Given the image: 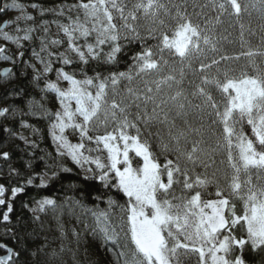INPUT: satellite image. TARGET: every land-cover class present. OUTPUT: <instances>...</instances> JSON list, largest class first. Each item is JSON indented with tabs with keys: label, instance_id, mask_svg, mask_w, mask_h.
Listing matches in <instances>:
<instances>
[{
	"label": "snow or ice",
	"instance_id": "6c2138e0",
	"mask_svg": "<svg viewBox=\"0 0 264 264\" xmlns=\"http://www.w3.org/2000/svg\"><path fill=\"white\" fill-rule=\"evenodd\" d=\"M264 14V0H256L251 7L257 8ZM32 8L38 9L40 14L44 12H54L56 16H64L65 9L72 12L76 9L83 11L84 20L77 15L73 18L67 17V23L59 20H42L39 25H35L34 18L24 11V5L17 0H11L10 4L0 7V13L9 8L19 11L16 21H31L34 26L21 28L16 27L17 33L23 32V36L10 35L4 31L10 21H5L0 26V37L5 41H11L19 48L20 40L32 39V33L41 29L45 34L48 32L49 24L55 23L60 31L67 37V50L55 55L62 65H71L74 61L66 53L71 52L76 55L80 68L69 73L63 67L56 68L57 80L67 82L68 87L61 89L57 82L45 80L43 91L54 93L60 105L53 114L48 109L41 107V115L52 118L50 134L57 147V154L67 155L72 162L85 172L84 179L97 180L104 191L97 190L95 199L99 201L107 196V208L101 209L99 204L93 208H87L81 203L85 213L91 214L95 221V226L91 229L93 236L99 237L105 244L112 242L120 251L117 259L123 258V264H185V258L189 254H198V264H247L244 258L245 246L250 244L253 250L264 247V188L259 190L249 188L244 200L243 214H237L235 205L230 204L228 198L222 196V190L217 185L215 195L218 199L204 201L201 192L195 191L189 197H172L169 199L170 190L175 183H181L179 177H183L182 186L184 190L205 188L213 183L206 175L196 174L194 166L197 163H204L198 153L204 154V150L199 146L200 141H194L191 150L182 146L188 141L190 132L199 134V129L177 130L175 134L169 133L171 144L161 143L164 153L173 152L177 154L176 161L165 160L161 165L153 152L149 140L139 125L144 126L147 131L151 123L159 119L157 109L160 104L155 103L152 95L153 89L147 87L144 93L127 87L126 91L131 100L125 103L123 99L119 102L115 99L117 88L122 81L129 84L136 77L148 75L160 69L162 63L166 64L164 53L181 58L182 61L204 51L202 45H211L215 51L210 37L205 34L198 23H194L185 10L179 4L173 5L175 13L169 12L158 0H137L131 7L127 8L125 0H79L76 4L58 5L56 9H46L40 5L32 4ZM211 7L218 12L219 16L225 13L231 15L228 9L231 8L238 16L242 11V6L238 0H212ZM249 5H244L243 10H247ZM164 8V14L169 16L174 24H167L165 20L159 19V10ZM119 13V19L123 21L122 26L114 22L113 12ZM142 12L144 17H151L155 27L147 29V37H142L134 21L139 19L137 13ZM91 23V27L88 24ZM123 29V34L121 32ZM159 33L157 36L156 34ZM94 34V42H89V37ZM141 40V51L131 57L133 63L128 71H109L107 74L92 68L94 75L89 76L86 66L90 61H95L98 65H116L119 63L118 56L122 52L123 45L119 41L123 39ZM83 38L84 43L77 41ZM145 38H155L159 43L148 47L143 43ZM52 45H59L58 39L51 40ZM104 46H108V51H104ZM6 49L0 47V60L9 61L15 58L5 55ZM41 52L47 53L41 56L33 51V56L42 65L41 69H36L35 65L25 63V67H32L34 80L38 81L42 76L46 77L53 71L52 52L48 51L47 44L41 39ZM251 51L244 53L249 57L255 55ZM23 55V52L20 53ZM158 57V58H157ZM229 57L221 56L220 60H228ZM20 61H16L19 63ZM219 60L212 59L211 63H200L199 71L205 73L214 65H218ZM84 78L77 79L76 72ZM13 75L12 68H4L0 72V77L5 80ZM223 80L219 78V69L216 76L202 75V83L198 86L193 95L203 97L204 103L211 111L209 116H214L212 123L222 125V144L218 147L227 152V159L233 170L231 178V195H237L241 190L239 182L240 173L247 174L249 169H259L264 171V75H248L241 73L240 77H230L229 73H223ZM175 77L167 76L156 83V92L160 91V84L173 81ZM214 85L222 94L221 100L217 101L207 86ZM112 98H109V92ZM183 96L181 91H177L172 96L173 101H178ZM147 105L152 102L154 107L149 114L145 107L141 112L140 101ZM72 102L75 103L73 109ZM165 103L161 101V104ZM135 106L137 112L135 119H131V108ZM180 109L184 104L180 103ZM196 107L200 108L201 105ZM8 108L0 109V116L5 115ZM35 115L36 113H31ZM101 114L103 118L101 119ZM77 117L80 120H77ZM167 121V114H164ZM251 127L254 140L249 138L243 130L244 123ZM110 124H114L111 130H107ZM105 127L103 135H90L95 126ZM28 127L27 124H23ZM175 127V125H173ZM71 129L79 134V142L72 143L65 135L66 130ZM152 133L149 131L148 136ZM24 139L23 136L20 137ZM96 145L93 149L85 142ZM102 146V147H101ZM93 152H106V163L100 155H92ZM142 161L139 166H133V157ZM4 159L9 158V153H2ZM181 157L193 165L192 169L181 168L179 161ZM95 166V168L92 167ZM207 167V164L204 165ZM61 171L70 172L71 169L61 166ZM14 171V170H12ZM18 174V173H17ZM166 174L167 181L162 178ZM56 173H53V177ZM27 183L33 184V177H29ZM47 182L40 176V185L46 187ZM112 189L117 194L127 197L125 204H119L110 195ZM6 189L0 185V206L6 204L3 198ZM24 191V188L13 187L11 189L12 199ZM163 197V198H161ZM178 201V202H174ZM38 208L32 211H45L46 206L55 207V201L45 197L36 201ZM27 207V205H25ZM119 208L121 212V225L119 231L111 222V211ZM13 204L7 203V210L2 214L4 223L10 222V214L13 212ZM126 217V219H125ZM19 219V218H18ZM238 225H243L246 229L247 237H238L235 230ZM89 226L85 224V228ZM122 233V237H121ZM5 237H10L14 242L16 233L11 229H5ZM0 250L6 255L0 256V264H17L19 252L0 243ZM35 255V253H33Z\"/></svg>",
	"mask_w": 264,
	"mask_h": 264
},
{
	"label": "trees",
	"instance_id": "16d2710c",
	"mask_svg": "<svg viewBox=\"0 0 264 264\" xmlns=\"http://www.w3.org/2000/svg\"><path fill=\"white\" fill-rule=\"evenodd\" d=\"M3 0H0V6ZM39 1L45 4L66 2L68 4H76L79 0H24ZM85 1V0H84ZM137 0H125L128 9ZM146 2V0H145ZM172 14L175 13L173 5L179 4L182 10L191 17L194 23H198L201 29L205 31L216 50L212 51L211 45H202L204 51L190 57L188 60L182 61L181 58L164 53L166 64L162 63L160 69L148 75L136 77L129 84L128 81H122L117 88L118 100L123 99L125 103L131 100L127 94V87H132L140 93H144L147 87L153 89L152 95L155 97V103L161 107L157 109L159 119L151 123L150 128L144 131V126L139 125L149 140L151 151L157 158V161L163 165L166 158L176 161L177 154L173 152L164 153L161 143H172L169 133L175 134L177 130L199 129L197 134L195 131L190 132L188 141L185 144L181 141L182 146H186L187 150H191L194 141H200V147L204 150V154L198 153L204 163H197L194 166L196 174L206 175L213 183L205 188L184 190L182 186L183 177H179L181 183H175L170 190L169 199L172 197L187 196L190 198L195 191L201 192V198L204 201L215 200L217 185L222 190V196L230 200V204L235 205L237 214H243L244 200L241 199L242 194L231 195V175L232 168L227 159V152L218 147L222 144L221 139L222 125H215L212 120L214 116H209L211 110L204 103V98L193 95L197 91L198 86L202 83V75L216 76L219 69V78L223 80V73L227 71L230 77H240L241 73L248 75H264V14L257 8L251 7L256 0H238L242 6V11L237 16L231 8L228 12L219 16L217 11L211 7L212 0H158ZM244 5H249L248 9L243 10ZM71 15L73 18L77 16V10L68 12L62 16L66 22L67 17ZM114 22L118 26H122L123 21L119 19V13L113 12ZM139 19L134 23L141 36L147 37V29L155 27L151 17H144L142 12L137 13ZM159 19L165 20L167 24H174L169 16L164 14V8L159 10ZM123 34V29L121 28ZM157 36L159 33L156 34ZM78 41L84 42L83 38ZM77 41V42H78ZM89 41L94 42V34L89 37ZM123 45L122 52L119 54V63L116 65L97 64L90 61L86 66L89 76L94 75L92 68L107 74L109 71H128L129 66L133 63L131 57L141 51V40L121 39L119 41ZM143 43L152 47L156 51L155 46L159 43L158 39L145 38ZM104 51H108V46H104ZM256 53L249 57L244 55L247 52ZM221 56L229 57L228 60H220ZM158 58V57H157ZM74 63L71 65H62L58 60L54 61V66L63 67L65 71L72 73L73 70L80 68L78 59L71 58ZM212 59L219 60L218 65H214L205 73H201L200 63L210 64ZM16 69L15 66L12 67ZM52 73H50L51 75ZM173 76V81L160 84V91L156 92V83L163 80L167 76ZM76 76H82L78 71ZM43 78L38 81L34 80V75L29 71L18 73L15 80L8 82L0 87V103L10 105H21L25 97L37 95L36 85L41 86ZM213 97L219 101L223 94L214 86H207ZM177 91H181L183 96L178 101H173L172 96ZM11 95V96H10ZM161 101L165 103L161 104ZM183 103L184 108L180 109L179 104ZM140 111L143 112L145 107L149 114L152 113L154 104L148 102L147 105L140 101ZM201 105L200 108L196 107ZM1 109V106H0ZM137 109L135 106L131 108V119H135ZM164 114H167V121L164 120ZM39 126L40 136L34 146L22 145L20 143L12 144L8 148L9 158L3 159L11 162L17 170L10 175L11 179L6 181L7 185H22L24 191L19 193L15 199L11 200L13 204V212L10 214L9 229L16 233L15 242L10 237L0 236V241L10 245L15 251L19 252V260L17 264H123V258L117 259L120 249L112 242L105 244L99 237L91 234L92 227L95 222L91 214L83 213L81 203L87 208H93L99 204L101 209L107 208V196L102 197L99 201L95 199L98 194L97 190L104 191L100 183L95 179H84V174L77 170L64 172L56 169V175L47 183L46 187H38L35 180L36 176L32 174L42 170H53L56 166V160L50 155V143L46 133L45 124L41 118H30ZM16 118L9 122H0V144L7 137V132L15 126ZM175 125V127H173ZM243 130L249 138L255 139L251 133V127L245 122ZM152 135L148 136V132ZM92 135V133L90 134ZM86 144L89 142H85ZM91 147V146H90ZM52 154V153H51ZM179 164L181 168H193L191 162L181 157ZM207 164V167L204 165ZM18 173V174H17ZM33 176V184L29 185L26 181ZM167 181L166 174L162 177ZM110 195L116 199L119 204H125L127 197L123 194H117L112 189ZM43 196H54L59 198L58 205L55 209L49 210L42 221L34 218L30 212L32 203ZM163 198V197H161ZM178 202V201H174ZM27 205V207L25 206ZM84 209V208H83ZM111 211L112 223L119 231L121 225V212L119 208ZM2 206H0V214ZM19 218V219H18ZM126 219V217H125ZM89 226L85 228L84 223ZM85 223V224H86ZM70 225V226H69ZM72 227L73 231H70ZM64 229L65 238H63L60 230ZM238 237H247L246 229L243 225H238L235 230ZM122 237V233H121ZM35 253V255H33ZM244 258L247 264H264V247L253 250L251 245L245 246ZM198 254H189L185 258V264H198Z\"/></svg>",
	"mask_w": 264,
	"mask_h": 264
},
{
	"label": "rangeland",
	"instance_id": "374dc122",
	"mask_svg": "<svg viewBox=\"0 0 264 264\" xmlns=\"http://www.w3.org/2000/svg\"><path fill=\"white\" fill-rule=\"evenodd\" d=\"M18 3H21L24 5V11L31 15L34 18L35 25H39L42 20L46 21H53V20H59L62 23H67L66 20L62 16H56L54 12H44L43 15L40 14L38 9H34L31 7L32 4H37L42 6L43 8L46 9H56L58 5H71L66 2H60V3H52V4H45L39 1H24V0H17ZM84 2H87L85 0ZM10 4L11 0H3L1 3L0 7H3L5 4ZM77 10V15H79L80 19L83 21L84 20V14L83 11L80 9ZM65 15L68 13V10L65 9ZM20 15L19 11L9 8L3 13H0V25L2 22L5 21H10V23L7 24L6 27H4V31L9 32L10 35L16 36L20 35L23 36V32L17 33L15 31L16 27L19 26L21 28L27 27V26H34L33 22L31 21H16V16ZM64 15V16H65ZM89 27H91V23L88 24ZM32 39L25 41L23 39L20 40V45L21 47H17L16 44L12 43L11 41H5L2 37H0V47H3L6 49L5 55H11L15 59L14 60H9V61H4L0 60V68L4 66H8L9 68H12L13 66L16 67V69H13V75L10 79L5 80L3 77H0V87L3 85L7 84L10 81H13L16 79L18 76V73H23L24 71H29L32 73V75H35L33 72L32 67H25V63L29 65H35L36 69H41L42 65L40 62L34 58L33 56V51L40 53L41 56H46L47 53L41 52V39L45 41L47 44V48L49 52H52L54 54L53 56V71L47 74L46 77H43V84L36 85L37 89V95L35 96H28L25 97V100L23 101V104L21 105H10L8 106L7 104H3V102L0 103L1 109L3 108H8V112L5 113V115L0 116V122H9L12 119L16 118L15 126H13L11 129L8 130L7 132V137L6 140L0 144V185H3L6 189L3 198L6 201V204L2 206V212L0 214V236H4L3 232L5 229H9V223H4L2 221V214L4 211L7 210V203H11V196L12 192L11 189L13 187H21L22 185H7L6 181H9L11 179L10 175L14 171L17 172L16 168L12 166L11 162H8L7 160H3L2 153L8 152V148L12 144H17L20 143L22 145H32L34 146L37 142L38 137L40 136V130L39 126L35 124V122L30 121V118H41L42 121L45 124L46 128V133L49 138V143H50V155L52 156V159L56 160V166L53 170H42L40 172H35L32 175L36 176L35 180L38 184H40V176H43L45 181L48 183L52 178H53V173H55L56 169H61V166L69 168L71 170H77L81 172L82 174L85 175V172L82 171L80 168H78L72 160L67 156L63 155L60 156L57 154V147L56 144L53 142L52 136L50 134V125L52 122V119H54V116L52 118L46 117L41 115V105L48 109L51 113H55L60 105L55 97L54 93L46 92L43 91L44 89V84L45 80H50L53 82H57L58 86L61 89H66L68 87L67 82L63 80H57V74L55 69L60 68L59 66H54V61H56L55 55L66 52L67 50V37L63 34L62 31L57 27L55 23L49 24L48 26V32L47 34L44 33V31L41 29H38L37 31H34L32 34ZM58 39L61 41V44L59 45H52L50 43L51 40ZM91 42V41H89ZM78 44H83L84 42L78 41ZM23 52V55L21 56L20 53ZM70 58H76V55L71 52L66 53ZM20 61L19 63H16V61ZM77 79H83V76H76ZM11 96V95H10ZM109 98L111 100L112 98V93L111 91L109 92ZM115 99L119 102L117 95L115 96ZM72 107L74 109L75 103L72 102ZM31 113H36L35 115ZM103 118V114H101V119ZM77 120L79 121L80 118L77 117ZM23 124H27L28 127H24ZM114 127V124H110L107 130H111V128ZM105 127L102 125H98L94 127V130L90 132L92 135L100 134L103 135L105 133ZM65 135L68 137L70 142L72 143H78L79 142V134L74 133L71 129L66 130ZM23 136L24 139H21L20 137ZM87 146L93 149L96 148L95 144L92 143H87ZM102 147V146H101ZM52 153V154H51ZM92 155H100L104 158V162L106 163V152H93ZM130 155L133 157V166L137 167L139 164L142 163L139 158L135 157L134 153H130ZM93 168H95L94 165H92ZM14 170V171H12ZM232 175H233V170H232ZM231 175V178H232ZM32 176V177H33ZM29 179V178H28ZM24 180V181H28ZM239 182L241 183V190L239 191L240 194H242L243 197H246L248 194V189L253 188L256 190H259L261 188H264V171L259 170V169H249L247 174L241 172L240 177H239ZM45 197L51 198L52 200L55 201V207L52 206H46V210L41 212V211H32L31 209H36L38 208V205L36 204V201H39ZM59 198L54 196H43L38 199H36L32 205L29 207L30 212L34 218H36L38 221H42L45 215L49 212V210L55 209L58 205ZM91 209V208H90ZM83 213H85V210L82 208L81 209ZM86 214V213H85ZM95 222V221H94ZM86 223V222H85ZM84 223V226H85ZM87 224V223H86ZM70 226V225H69ZM70 231L72 232L73 229L70 227ZM61 234L63 235L62 237L65 238V232L64 229L60 230ZM210 264V261H209Z\"/></svg>",
	"mask_w": 264,
	"mask_h": 264
},
{
	"label": "water",
	"instance_id": "95a60500",
	"mask_svg": "<svg viewBox=\"0 0 264 264\" xmlns=\"http://www.w3.org/2000/svg\"><path fill=\"white\" fill-rule=\"evenodd\" d=\"M3 23H4V22H2L0 26H2ZM4 68H9V67H8V66H4V67L0 68V72H2ZM0 243H3V242L0 241ZM6 245H7L8 247H11V246L8 245V244H6ZM11 248H12V247H11ZM2 255H6V252H3L2 254H0V256H2Z\"/></svg>",
	"mask_w": 264,
	"mask_h": 264
},
{
	"label": "flooded vegetation",
	"instance_id": "af4514ba",
	"mask_svg": "<svg viewBox=\"0 0 264 264\" xmlns=\"http://www.w3.org/2000/svg\"><path fill=\"white\" fill-rule=\"evenodd\" d=\"M3 252H5V251L0 250V254H2Z\"/></svg>",
	"mask_w": 264,
	"mask_h": 264
}]
</instances>
